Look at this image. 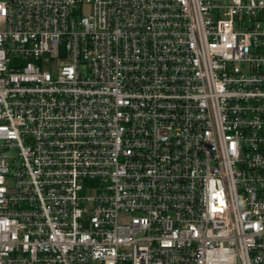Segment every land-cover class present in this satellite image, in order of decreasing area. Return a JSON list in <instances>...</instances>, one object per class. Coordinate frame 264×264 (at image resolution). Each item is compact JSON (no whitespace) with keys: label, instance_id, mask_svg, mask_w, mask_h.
<instances>
[{"label":"built area","instance_id":"2783aa9c","mask_svg":"<svg viewBox=\"0 0 264 264\" xmlns=\"http://www.w3.org/2000/svg\"><path fill=\"white\" fill-rule=\"evenodd\" d=\"M0 264H264V0H0Z\"/></svg>","mask_w":264,"mask_h":264},{"label":"rangeland","instance_id":"374dc122","mask_svg":"<svg viewBox=\"0 0 264 264\" xmlns=\"http://www.w3.org/2000/svg\"><path fill=\"white\" fill-rule=\"evenodd\" d=\"M87 12H88L87 8H86V7L83 8L82 13H83V14H87Z\"/></svg>","mask_w":264,"mask_h":264}]
</instances>
